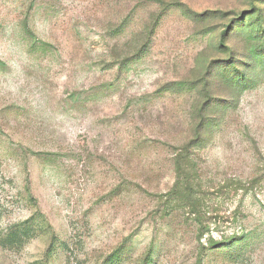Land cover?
I'll return each mask as SVG.
<instances>
[{
	"label": "rangeland",
	"instance_id": "1",
	"mask_svg": "<svg viewBox=\"0 0 264 264\" xmlns=\"http://www.w3.org/2000/svg\"><path fill=\"white\" fill-rule=\"evenodd\" d=\"M0 264H264V0H0Z\"/></svg>",
	"mask_w": 264,
	"mask_h": 264
}]
</instances>
